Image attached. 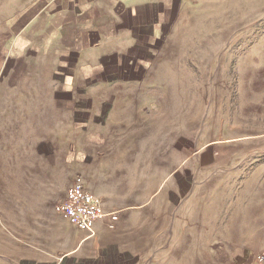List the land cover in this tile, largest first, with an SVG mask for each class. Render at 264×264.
<instances>
[{"label":"rangeland","instance_id":"374dc122","mask_svg":"<svg viewBox=\"0 0 264 264\" xmlns=\"http://www.w3.org/2000/svg\"><path fill=\"white\" fill-rule=\"evenodd\" d=\"M146 36L113 63L1 62L0 264L74 243L55 206L78 175L131 206L186 183L185 264L264 249V0H170Z\"/></svg>","mask_w":264,"mask_h":264},{"label":"crops","instance_id":"0c3cea01","mask_svg":"<svg viewBox=\"0 0 264 264\" xmlns=\"http://www.w3.org/2000/svg\"><path fill=\"white\" fill-rule=\"evenodd\" d=\"M169 1L0 0V64L7 54L23 52L57 61L79 57L78 63L135 58L148 42L153 17ZM84 184L117 220L113 229L107 218L96 220L88 239L75 229L74 243L52 252L57 257L50 264H185L186 219L173 212L186 199V183L161 184L137 206L116 194L96 195Z\"/></svg>","mask_w":264,"mask_h":264},{"label":"built area","instance_id":"2783aa9c","mask_svg":"<svg viewBox=\"0 0 264 264\" xmlns=\"http://www.w3.org/2000/svg\"><path fill=\"white\" fill-rule=\"evenodd\" d=\"M55 209L70 227L84 231L87 239L95 236L96 220L107 218L108 229H113L117 220L116 213L102 211L98 200L85 188L84 180L80 175L73 178ZM247 264H264V249L253 254Z\"/></svg>","mask_w":264,"mask_h":264}]
</instances>
